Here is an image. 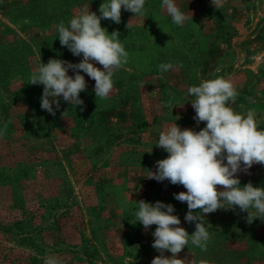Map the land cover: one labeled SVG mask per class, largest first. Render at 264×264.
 I'll use <instances>...</instances> for the list:
<instances>
[{
	"label": "rangeland",
	"instance_id": "rangeland-1",
	"mask_svg": "<svg viewBox=\"0 0 264 264\" xmlns=\"http://www.w3.org/2000/svg\"><path fill=\"white\" fill-rule=\"evenodd\" d=\"M102 2L0 0V128L8 124L0 136V264H45L49 257L60 264H151L160 255L152 247L156 226L145 230L136 221L140 200L172 204L191 235L187 204L174 198L186 189L147 178L168 155L156 146L161 131L174 123L205 127L193 119L190 86L230 79L239 92L230 106L241 114L255 109L264 129V0H176L192 16L182 27L162 0H146L147 17L122 8L119 24L101 20L129 53L110 96L97 99L95 81L81 72L83 111L62 98L55 116L42 110L43 85L29 84L34 67L50 58L82 60L60 45L55 26H67L86 7L99 15ZM161 63L174 68L162 73ZM238 176L241 186L264 187V165ZM246 217L239 208L205 214L207 251L189 245L178 258L264 264V220L249 224Z\"/></svg>",
	"mask_w": 264,
	"mask_h": 264
},
{
	"label": "clouds",
	"instance_id": "clouds-1",
	"mask_svg": "<svg viewBox=\"0 0 264 264\" xmlns=\"http://www.w3.org/2000/svg\"><path fill=\"white\" fill-rule=\"evenodd\" d=\"M145 3L146 0H103L99 15L86 7L73 16L67 26L63 20L55 26L60 45L74 56H82V60L72 63L50 58L46 64L39 62L34 67L29 84L43 85L42 110L55 116L62 98L72 106H82L80 110L83 111L86 105L80 93L86 91L87 81L81 72L95 81L97 99L110 96L114 89L113 77L127 65L129 53L121 42L120 33H109L101 26V20L119 24L122 8L133 15L147 17ZM212 3L215 5L217 0ZM160 7L177 26L182 27L192 20V16L181 11L176 0H162ZM158 67L163 73L172 70L174 65L161 63ZM70 69L74 76L68 74ZM187 91L192 97L189 101L195 111L193 119L197 126L203 122L205 127L199 131L182 130L174 123L161 131L156 146L168 155L156 161V171H150L147 178L157 182L168 180L172 185L186 189L174 193V198L186 202L188 211L184 219L188 223L195 222V231L190 235L180 226L181 220L173 214L172 204L136 202V221L145 230L156 226L152 247L160 255L154 257L151 264H188L178 258V254L189 245L207 251L211 234L204 223L205 214L239 208L247 213L249 224L257 218L264 220V187H254L251 182L241 186L238 176L240 172L248 173L255 164L264 165V129L257 123L255 109L246 114L236 112L230 103H235L239 92L230 79L222 76L202 80ZM167 106L174 107L171 101ZM7 128L5 123L0 128V136L6 134ZM166 251L172 254L171 257L164 255ZM45 264H60V261L49 257ZM201 264L205 262L201 261Z\"/></svg>",
	"mask_w": 264,
	"mask_h": 264
}]
</instances>
